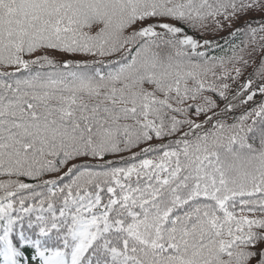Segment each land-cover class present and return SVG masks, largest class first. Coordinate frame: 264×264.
<instances>
[{
	"label": "trees",
	"instance_id": "obj_1",
	"mask_svg": "<svg viewBox=\"0 0 264 264\" xmlns=\"http://www.w3.org/2000/svg\"><path fill=\"white\" fill-rule=\"evenodd\" d=\"M264 264V0H0V264Z\"/></svg>",
	"mask_w": 264,
	"mask_h": 264
}]
</instances>
